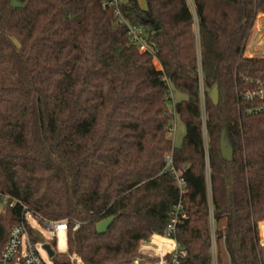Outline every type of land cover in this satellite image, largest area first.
<instances>
[{"label": "trees", "instance_id": "obj_1", "mask_svg": "<svg viewBox=\"0 0 264 264\" xmlns=\"http://www.w3.org/2000/svg\"><path fill=\"white\" fill-rule=\"evenodd\" d=\"M18 1L23 8L0 0V197L16 202L0 212V256L25 205L66 223L69 255L54 256L56 264L73 256L128 264L164 232L181 199V264H212L201 63L205 90L220 92L214 106L205 91L204 108L221 264H263L264 114H246L238 96L264 84V58L244 54L264 0H190L195 14L189 0H146V8L121 0L123 17L145 31V54L103 0ZM169 89L183 96L175 104L185 126L180 147L169 137ZM223 131L231 162L221 155ZM172 170L185 182L182 196Z\"/></svg>", "mask_w": 264, "mask_h": 264}, {"label": "built area", "instance_id": "obj_2", "mask_svg": "<svg viewBox=\"0 0 264 264\" xmlns=\"http://www.w3.org/2000/svg\"><path fill=\"white\" fill-rule=\"evenodd\" d=\"M104 7H110L113 9L116 20L119 24L125 25L127 28V35L130 44L135 46L141 54L148 52V47L144 41L145 31L143 28L130 24L122 15L120 4L121 0H103ZM261 28L263 31H261ZM264 23L260 26L258 34L255 36L257 39L253 42L248 41L249 48L247 51V45L244 49V54L247 57L264 58ZM160 69V66H158ZM198 75L200 78V95L202 101V114H203V132H204V143L206 153V168L209 174V156H208V138L206 132V113H205V88L202 82V67L201 63L198 66ZM246 82L252 83V81L246 79ZM169 103L172 104L170 111L174 114V120L171 126V132L176 130V117L174 92L169 89V93L166 96ZM238 100L247 105L244 109L248 115L264 114V84L261 82L257 83L255 88L250 90H244L238 96ZM167 167L172 166V156L169 155L166 158ZM177 184L180 190V195L186 193L185 182L179 177L178 173L172 170ZM16 202H12L8 196L0 197V212L4 211L7 207H14ZM27 217H32L37 221L45 224L49 231L56 236L55 227L65 222H47L40 216H37L29 211L28 207L22 205V216L21 221L14 226L9 234V240L1 253L0 264H46L42 259L39 250L38 242H34L32 234L37 236V232L30 225ZM188 215L185 211L182 200L174 206L171 214L169 223L162 234L154 233L142 242L139 247V255L128 264H181L182 261L187 257V252L182 247L177 238V231L181 224L187 220ZM209 220H210V243H211V256L212 264H221L225 250V237L221 241L218 240L216 234V223L213 214L212 200H209ZM46 222V223H45ZM80 225H75L73 230H78ZM259 244L262 248L263 264H264V221L259 224ZM42 246V244H41ZM72 264H77L75 260H71Z\"/></svg>", "mask_w": 264, "mask_h": 264}, {"label": "rangeland", "instance_id": "obj_3", "mask_svg": "<svg viewBox=\"0 0 264 264\" xmlns=\"http://www.w3.org/2000/svg\"><path fill=\"white\" fill-rule=\"evenodd\" d=\"M139 4L142 8H146V0H138ZM189 4L191 6L192 12L195 14L194 8L192 6L191 1L189 0ZM264 23V15L259 14L256 20V23L254 25V28L251 31L249 43L253 42L257 38L255 37V33L257 32L258 28ZM194 30L196 33V39H197V50L198 54L200 55V37H199V31L197 23L194 25ZM261 31L262 28H261ZM264 35V33H263ZM249 43L247 46V51L249 48ZM155 64L158 66V63L155 62ZM183 96L177 93H174V99L177 102L178 100L182 99ZM169 109L172 108V104H168ZM176 130L174 132L169 133V137L173 140V143L176 147H180L182 145L184 136H185V126L184 122L179 118L176 117ZM208 194H209V200H211V185L209 180V174H208ZM30 225L33 227L35 232H37L44 240L46 244L51 245L55 256L57 255H69L68 248H67V225L66 223H63L61 225H57L55 227L56 236L49 231L48 227L45 224H42L41 222L37 221L36 219L32 217H27ZM46 223V222H45ZM224 223H221L223 225ZM218 228V225L216 226ZM39 253L44 260L46 264H56L55 258H50L48 253L43 249V246H41V243L38 245ZM71 260H75L77 264H83L79 258L73 256ZM223 261L225 263V259L223 258Z\"/></svg>", "mask_w": 264, "mask_h": 264}, {"label": "water", "instance_id": "obj_4", "mask_svg": "<svg viewBox=\"0 0 264 264\" xmlns=\"http://www.w3.org/2000/svg\"><path fill=\"white\" fill-rule=\"evenodd\" d=\"M11 7L14 9H21L24 7L22 3H20L18 0H12ZM195 75V72L192 73ZM206 92L208 93L210 101L213 103L214 106L219 105L220 101V92H219V86L215 85L213 88H206ZM220 151L222 158L227 161L231 162L233 160L234 156V148L232 144L230 143V140L226 136V132L223 131L221 139H220ZM116 217H110L96 225V230L98 234H105L109 227L112 225V223L116 220ZM38 241L42 244L43 249L48 253L50 258H54L55 253L51 247V245L46 244L43 240V238L37 234Z\"/></svg>", "mask_w": 264, "mask_h": 264}, {"label": "crops", "instance_id": "obj_5", "mask_svg": "<svg viewBox=\"0 0 264 264\" xmlns=\"http://www.w3.org/2000/svg\"><path fill=\"white\" fill-rule=\"evenodd\" d=\"M260 30V27L258 28L257 32L255 33V36L258 34V31Z\"/></svg>", "mask_w": 264, "mask_h": 264}]
</instances>
